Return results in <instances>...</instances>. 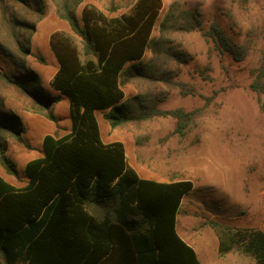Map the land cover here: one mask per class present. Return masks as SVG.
<instances>
[{"label": "trees", "instance_id": "1", "mask_svg": "<svg viewBox=\"0 0 264 264\" xmlns=\"http://www.w3.org/2000/svg\"><path fill=\"white\" fill-rule=\"evenodd\" d=\"M78 3L56 0V11L81 38L83 50L63 31L50 37L59 63L50 85L69 97L72 129L62 136L45 135L44 155L27 162L24 186H15L0 174V264H201L176 230L178 209L193 181L140 178L127 162L123 142L102 141L96 111L106 110L104 117L113 128L171 114L178 119L177 131L184 134L193 112L161 111L151 92L126 98L125 85L175 84L172 60L186 62L191 56L174 45L172 32L200 30L237 59L245 57L247 47L233 42L216 23L204 30L197 8L177 12L171 8L155 37L162 0H137L128 14L116 16L90 5L82 18L76 13ZM9 24L15 29V22ZM148 50L152 57L145 60ZM5 51L18 60L11 49ZM18 51L23 56L31 53L20 43ZM30 77L39 79L32 69L5 74L7 82L32 99L33 109L55 120L58 97L43 88L33 90ZM250 87L264 111V51ZM6 131L31 148L16 112L0 116V164L19 176L17 163L8 154ZM212 225L221 255L237 249L255 264H264L263 229L219 221Z\"/></svg>", "mask_w": 264, "mask_h": 264}, {"label": "rangeland", "instance_id": "2", "mask_svg": "<svg viewBox=\"0 0 264 264\" xmlns=\"http://www.w3.org/2000/svg\"><path fill=\"white\" fill-rule=\"evenodd\" d=\"M136 1L79 0L76 13L82 18L84 8L94 5L108 16L128 14ZM171 8L176 12L197 8L204 30L218 24L233 42L247 47V54L235 58L200 30L170 33L174 45L191 56L186 62L172 60L175 84L133 81L124 90L126 98L151 92L161 111L193 112L184 134L177 131L178 119L171 114L113 128L104 117L106 110H97L101 135L105 140H123L128 162L140 173L150 170L165 178L174 173L193 181L182 219L188 217L195 229L208 233L212 264H255L251 256L237 249L218 259L213 253L217 235L212 221L264 230V111L259 95L250 87L264 51V0H162L155 37L160 36L159 26ZM12 21L16 24L13 30ZM56 31L71 35L83 50L81 38L57 14L56 0H0V116L4 111L19 114L31 144L28 148L11 132L3 133L20 175L9 174L1 164L0 174L16 186L27 182L25 164L40 156L44 136H61L72 129L71 101L50 85L59 67L50 46ZM18 43L29 46L31 53L21 55ZM7 47L17 61L5 51ZM151 57L148 50L144 59ZM31 69L39 79L30 77V87L58 97L53 107L55 120L33 109L32 99L5 80L7 73L21 75Z\"/></svg>", "mask_w": 264, "mask_h": 264}, {"label": "crops", "instance_id": "3", "mask_svg": "<svg viewBox=\"0 0 264 264\" xmlns=\"http://www.w3.org/2000/svg\"><path fill=\"white\" fill-rule=\"evenodd\" d=\"M51 79H50V81H51ZM49 134H51V133H49ZM101 138H102V135H101ZM110 140L111 139H106L105 140V139L102 138V141L104 143L114 142V140L113 141H110ZM115 141H121V142H123V144L125 146V153H126V158H127V162H128V151H127V145H126V143L123 140H121V139H118V140H115ZM40 151H42L41 154H40V156H43L44 155L43 146H42V149H40ZM40 156L38 155V157H40ZM27 162H26V164H27ZM26 164H25V166H26ZM128 164L132 168H134L135 171L138 173L139 177L140 178H143V179H151V180H156V181H160V182H174V181H179V180L185 179V178H182V177H178V175L177 174H174V173H171V175H169V176L167 174V177L166 178L163 177V176L158 177L157 176L158 174L156 172H153V171H150V170H147L145 172V174H142V173L139 172V170L135 166H133L129 162H128ZM26 180L28 182V177H26ZM27 182L25 184H27ZM18 187H21V186H18ZM188 194H186L183 197V199L181 201V204H180V207L178 209V213L176 215V230H177V233L179 234V236L186 243H188L190 246L193 247V249L195 250V252L197 254L198 259L201 262V264H212L211 263V259L212 258L210 256V254L208 253V248H209V245L211 244L208 241V239H209L208 233H205V232L203 233V232H200L199 230L195 229L196 227L190 223V221L188 220V217L185 218V221L182 219V215H183V205H184L183 203H184V200H185V198L187 197ZM185 214H186V216H190L189 210H186ZM181 224H184V225L181 226ZM181 227H182V229H181ZM190 231H194V233L191 234ZM216 235H217V233H216ZM213 253L218 257V259H220V255L221 254L219 252V238H218V235H217V239L214 240Z\"/></svg>", "mask_w": 264, "mask_h": 264}]
</instances>
